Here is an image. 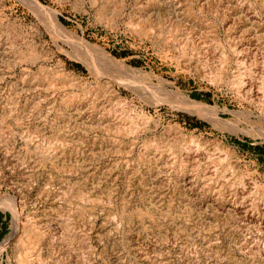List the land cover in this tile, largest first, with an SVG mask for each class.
<instances>
[{
  "label": "rangeland",
  "instance_id": "374dc122",
  "mask_svg": "<svg viewBox=\"0 0 264 264\" xmlns=\"http://www.w3.org/2000/svg\"><path fill=\"white\" fill-rule=\"evenodd\" d=\"M29 1L233 127L156 106L141 77L80 61L51 15L0 0V198L20 209L15 236L0 208L2 263L264 264V226L233 210L264 203V103L236 86L249 41L264 59V0Z\"/></svg>",
  "mask_w": 264,
  "mask_h": 264
},
{
  "label": "bare ground",
  "instance_id": "6f19581e",
  "mask_svg": "<svg viewBox=\"0 0 264 264\" xmlns=\"http://www.w3.org/2000/svg\"><path fill=\"white\" fill-rule=\"evenodd\" d=\"M25 1H27L28 3H30L32 6H34V8H35V10L36 11H41L42 13H44L45 15H51V17H52V19H53V21H52V28H53V30L54 31H58V32H60V33H62V34H64V35H66V33L67 32H65V28L60 24V23H58L57 22V20L54 18L55 17V12L52 10V9H50V8H48V7H45V6H43L42 4H40V3H37V2H33V1H29V0H25ZM26 4V3H25ZM33 9V8H32ZM37 13H39V12H37ZM255 18V17H254ZM259 21V20H258ZM262 22V21H261ZM260 22V23H261ZM261 26V28L262 29H264V24H263V22H262V24L260 25ZM169 32V31H168ZM167 35H169V33H167ZM67 36V39L71 42V43H79V44H77V45H79V49L80 50H78V53H77V58L80 60V61H82L84 64H86L88 67H90V65H94V67H95V64L94 63H92L91 64V62H92V60H95V61H97V60H99V61H102V60H107V61H109V62H111L113 65H115L114 66V68L116 67V66H118L119 67V69L121 70V71H123L125 74H129V75H136V76H139V77H141L142 79H143V83H144V86H142V87H140V88H138V87H136L137 88V92L136 93H139V94H141V92H139V91H142V92H144V93H147V94H154L156 97H154L155 98V101H156V103H155V105L156 106H158V105H169V106H171V107H173V108H175V109H177V110H180V111H184V112H188V113H191V114H194V115H197V116H200V117H203V118H205V119H207V120H209L211 123H213V124H215V125H221L222 127L223 126H225V127H227V128H230V127H233L232 126V122H230V121H227V120H224V119H222V117L220 116V112H217V110L215 109V108H213V107H210V106H208V105H206V104H204V103H202V102H198V101H194V100H192V99H190V98H188L180 89H176V90H174V88L173 89H171V88H169V86H167L168 85V83H167V81H165V80H163V79H161V78H158V77H156V76H154L153 74H146V73H144L142 70H138V69H134V68H132V67H130V66H127L123 61H120V60H117L116 58H114L110 53H108L107 51H106V49L105 48H103V47H99V46H95V45H92L91 43H89V42H87V41H85L84 39H82V38H79V37H77L76 35H74L73 34V36L72 35H70V36H68V35H66ZM250 39H248V41H249ZM247 45V44H246ZM81 46V47H80ZM193 46V45H192ZM245 46V45H244ZM261 47V46H260ZM240 48V47H239ZM244 48V47H243ZM246 48V47H245ZM92 49L94 50V52L92 51ZM247 50V52H248V61L250 62V64H249V62H248V64H249V69L245 72V73H243L242 75H240L239 76V79H240V82H237L236 83V86H238V89H240V90H238V93L240 94V95H242L241 96V98H244V96L246 97V95H251L250 97H249V100L248 101H250L252 104L253 103H255V102H263L264 103V61L262 62V60H264V59H261V68L259 67V69L256 67V65L258 64L257 62L255 63V59H256V56L258 55L257 54V52H259L260 50H257V46L255 45V43H253L252 41H249L248 42V47L246 48ZM260 49V48H259ZM262 49V48H261ZM262 52V51H261ZM260 53V52H259ZM262 54V53H261ZM76 55V54H75ZM263 55H264V52H263ZM262 55V56H263ZM260 57V58H263V57ZM222 57V56H221ZM258 58V57H257ZM259 60V59H258ZM102 62H104V61H102ZM107 63V62H106ZM104 65H105V63H104ZM106 66V65H105ZM260 66V65H259ZM113 67V66H112ZM118 67H117V69H118ZM221 67V66H220ZM89 69H91V68H89ZM92 70V69H91ZM119 70V71H120ZM92 71H94V70H92ZM259 72V73H258ZM94 73V72H93ZM258 75H260L261 76V84H260V86H259V88H258V86L256 85V81H257V78L259 77ZM247 77V81H245L246 83H244V84H242V80L244 79V78H246ZM260 78V77H259ZM129 79V78H128ZM153 79H156L157 80V83L153 80ZM141 81V80H140ZM244 82V81H243ZM260 82H257V84L258 83H260ZM126 84H127V82H126ZM140 84H141V82H140ZM122 85H124V84H122ZM129 85V84H128ZM127 85H125V87H126ZM130 87V86H129ZM133 87H135V86H133ZM136 88H134L135 90H136ZM256 88H258L259 89V91H261V92H263L262 94L263 95H259L258 93H257V91H258V89H256ZM130 89H132V87L130 88ZM134 89H132V90H134ZM257 91H256V90ZM254 91H256V93L254 94ZM244 100H246V98L244 99ZM122 101H124L123 103H122V105H124V107H126V101L125 100H122ZM260 102V103H261ZM257 104V103H256ZM259 105H261V104H259ZM258 104H257V106H259ZM153 106V105H152ZM263 107V106H262ZM117 111V110H116ZM247 113V112H246ZM252 113V112H251ZM245 115V114H244ZM249 115H251V114H249ZM115 116V115H114ZM126 116V115H125ZM121 117V116H120ZM240 117V116H239ZM130 120V119H129ZM128 120V121H129ZM122 121V120H121ZM122 125V124H121ZM134 128V127H133ZM117 130H120V131H126L127 129H126V127H118L117 128ZM134 130V129H133ZM129 131V130H128ZM157 149V148H156ZM192 148H190V150H191ZM171 151V150H170ZM183 151V150H182ZM185 151V150H184ZM191 151H193V150H191ZM191 151L189 152L188 151V149L186 150V153L187 152H189L187 155H185V157H186V160H187V162L188 163H195V162H198V161H200V160H203L205 157H204V155L202 154V153H200L199 151V153H194L193 152V154L191 153ZM196 151V150H195ZM197 152V151H196ZM161 154V153H160ZM185 154V153H184ZM183 155V154H182ZM185 157H183V158H185ZM204 157V158H203ZM183 162V161H182ZM186 162V163H187ZM193 164L191 165V166H193ZM223 180V179H222ZM244 183V182H243ZM240 184V183H239ZM239 184H238V186H239ZM242 186V185H241ZM222 187V186H221ZM245 187H250V185L248 186V184H247V186L245 185ZM244 186L242 187V189L243 188H245ZM218 188V187H217ZM220 188V187H219ZM223 188V187H222ZM221 188V189H222ZM239 188V187H238ZM253 188H255L254 187V185H253ZM226 189H228V188H226ZM230 189H232V188H230ZM235 189V188H234ZM233 189V190H234ZM246 189V188H245ZM240 190V189H239ZM253 190V189H252ZM256 190V189H255ZM222 192V191H221ZM231 192H232V190H231ZM240 192V191H239ZM241 192H244V191H241ZM217 193V192H216ZM219 193H220V191H219ZM228 193V192H227ZM226 193V194H227ZM238 193V192H237ZM246 193V192H245ZM249 193H250V190H249ZM249 193H247V195H245L244 193V195L245 196H248V194ZM229 194V193H228ZM232 196H233V194H231ZM236 194H235V192H234V196H235ZM241 195V194H240ZM219 196V195H218ZM225 196V195H224ZM243 196V195H242ZM244 196V197H245ZM249 196H250V194H249ZM221 198H224V197H221ZM236 198V197H235ZM237 198H238V196H237ZM244 199V198H243ZM244 200H246V199H244ZM252 200V199H251ZM248 201H249V199H248ZM214 202H215V200H214ZM220 202V201H219ZM235 202V201H234ZM238 202V201H237ZM236 202V203H237ZM243 204H244V201H241ZM240 202V203H241ZM251 202V201H250ZM249 202V203H250ZM226 203H227V201H226ZM252 203H253V200H252ZM263 203V202H262ZM239 204V203H238ZM237 204V205H238ZM245 204H248V203H246L245 202ZM228 205V204H227ZM231 205V204H230ZM240 206H233V210L235 211V213H237V214H242L241 215V218H242V216L244 215V216H247V217H245V218H247L250 222H253V223H260L261 225H263L264 226V203L263 204H259L258 203V205L256 206L257 207V210H258V213H256V215L257 216H253V215H251V216H249L248 217V211H247V208H246V206H248V205H241V204H239ZM251 206V205H250ZM249 206V207H250ZM229 207H232V206H229ZM0 208L1 209H3L4 211H11V213H12V216H13V227H14V229L16 230L15 232V236H16V234H17V229L19 228V225H18V219H19V215H20V209H19V207H18V203H16L14 200H12L11 199V197H10V199L5 195V196H2L1 198H0ZM251 208V207H250ZM249 208V209H250ZM251 210V209H250ZM250 212V211H249ZM252 212H254V210L252 211ZM257 212V211H256ZM253 214V213H252ZM255 215V214H254ZM243 216V217H244ZM250 224V223H249ZM259 224V225H260ZM14 235V234H13ZM15 236H14V238H15ZM13 236H11V237H9L7 240H5L1 245H0V264H3L2 263V261H1V259H2V256H3V253H4V251H5V249H6V247L8 246V243H9V241H10V239L12 238ZM13 238V239H14ZM22 241V237H20V242ZM27 255V254H26ZM41 259V258H40ZM38 261H39V257H38ZM18 262H19V264H35L34 262H33V260H31V257L29 258L28 256H22V257H19L18 258ZM40 264V263H39ZM42 264V263H41Z\"/></svg>",
  "mask_w": 264,
  "mask_h": 264
}]
</instances>
